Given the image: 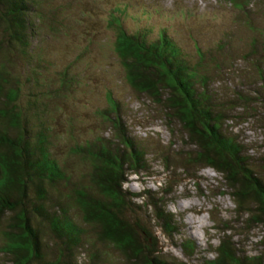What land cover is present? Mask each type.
Here are the masks:
<instances>
[{
	"label": "trees",
	"instance_id": "trees-1",
	"mask_svg": "<svg viewBox=\"0 0 264 264\" xmlns=\"http://www.w3.org/2000/svg\"><path fill=\"white\" fill-rule=\"evenodd\" d=\"M219 1L240 10L243 19L248 20L244 27L252 34L247 42L249 48L236 58L229 57L234 52L230 42L218 49H207L209 54L212 50L220 56L227 54L228 62L210 58L208 68L203 54L207 51L198 48L190 61L164 33L150 38L147 29L128 31L115 14L110 19L115 28L114 51L129 87L158 107L167 125L180 127L184 145L189 148L165 155V160L183 165L182 169L191 165L221 174L235 212L246 214L245 222H241L248 231L256 226L264 229V155L248 153V144L226 128L228 119L233 122L239 118L258 122L264 130V116H259L264 110V24L259 27L261 24L256 25L253 19L259 12L264 15V0ZM257 2L262 3V11L249 8ZM35 8L34 0H0V51L7 53L3 57L12 45L25 55L24 60L31 59L26 46L35 33L30 19ZM230 59L232 65L237 60L250 63L255 81H236L227 92L214 89L213 74L222 73V64L229 65ZM34 63L38 62L32 60L31 66ZM64 71L62 81L69 80ZM27 85L29 94L21 105V81L8 72L0 57V257L11 264H61L62 258L47 255L50 246L56 245L60 254L69 258L94 238L111 247L123 264H187L188 261L173 262L159 255L156 231L164 238L178 232L176 218L163 204L157 199L144 204L152 213L150 216L145 209L154 229L136 213L130 214L138 196L126 192L123 183L129 174L146 167L150 153L127 130L118 102L108 93V106L101 112L111 123V138L95 137L75 143L70 149L71 155L87 164V171L75 181L52 151L48 101L43 102V97L50 100L56 90L49 88L42 93L44 84L34 78ZM236 108L243 115L230 113ZM28 114L34 116L35 125L27 122ZM261 146L264 148V142ZM212 223L213 229L223 224L215 256L202 258L199 264H264V251L247 254L233 239L232 227L219 218H213ZM44 227L60 240L61 246L53 240L46 241ZM182 247L189 258L194 256L192 242L185 241ZM87 249L89 264H112L111 259L104 258L103 251L96 253L89 246ZM63 264L76 263L65 259Z\"/></svg>",
	"mask_w": 264,
	"mask_h": 264
},
{
	"label": "rangeland",
	"instance_id": "rangeland-1",
	"mask_svg": "<svg viewBox=\"0 0 264 264\" xmlns=\"http://www.w3.org/2000/svg\"><path fill=\"white\" fill-rule=\"evenodd\" d=\"M34 3L36 8L30 19L35 33L32 32L26 46L31 59L24 60L25 55L15 51L12 45L8 46L9 54L3 57L7 53L0 51V57L6 62L8 72L21 81L18 99L21 105L26 103L29 94L28 80L33 81L34 78L42 82V93L49 88L56 90L53 98L49 100L44 96L43 102L48 101L52 151L61 163H65L72 180L79 181L87 171L86 162L70 154L73 145L95 137L111 138V123L101 114L108 106L109 93L118 102L121 119L129 133L150 153L146 167L136 174H129L123 183L126 192L138 196L130 214L135 216L136 213L145 225L154 229L145 209L150 216L152 213L144 204L157 199L177 220L175 236L164 238L160 231H156L158 247H161L159 255L173 262L188 261L187 264H199L202 258H213L223 227L222 224L213 229V218H219L232 227L233 239L247 254L264 251V229L256 226L248 231L245 223L241 222H245L246 214L235 212L234 201L221 174L191 165L182 169L183 165L165 160V155H173L189 147L184 145L180 127L167 125L161 110L126 83L124 67L114 51L115 28L110 24L115 14L128 31L147 29L150 38L164 33L190 61L196 57L197 48L205 52L215 47L218 49L225 42H230L233 47L234 52L229 57L236 58L249 48L252 38L251 32L243 25L248 21L245 17L243 19L244 14L219 0H34ZM249 8L261 10L262 3L249 5ZM260 13L253 19L262 27L264 15ZM1 36L3 38L0 31ZM203 54L208 68L210 58L228 62L227 54L220 56L217 50ZM34 59L38 63L31 66ZM229 61V65L222 64V73L213 74L214 89L227 92L234 88L236 81H255L250 63L237 60L232 65L231 59ZM44 64L47 67L42 68ZM63 69L67 70L69 80L62 81ZM242 112L236 108L230 113L241 116ZM262 112L259 116L263 117L264 110ZM28 118L27 122L35 125L34 116L28 114ZM259 126L258 122L241 121L239 118L233 122L226 121V128L239 134L238 139L248 144V153L254 156L264 155L261 146L264 130ZM188 217L194 221L192 224ZM201 224L203 227L199 226ZM44 232L46 241L53 240L62 245L57 237L46 232L45 227ZM89 241L69 258L66 254L61 255L56 245L50 246L46 252L50 258H62L61 264L65 259L76 264H89V246L96 253L103 251L104 258L111 259L112 264H123L111 247L94 238ZM185 241L195 246L192 258L183 251ZM0 264L11 263L0 257Z\"/></svg>",
	"mask_w": 264,
	"mask_h": 264
},
{
	"label": "bare ground",
	"instance_id": "bare-ground-1",
	"mask_svg": "<svg viewBox=\"0 0 264 264\" xmlns=\"http://www.w3.org/2000/svg\"><path fill=\"white\" fill-rule=\"evenodd\" d=\"M181 206L185 207L184 205L181 204ZM202 220V219H199ZM188 221L190 224H192L194 221H192L191 217H188ZM200 227H203V224L199 225Z\"/></svg>",
	"mask_w": 264,
	"mask_h": 264
}]
</instances>
